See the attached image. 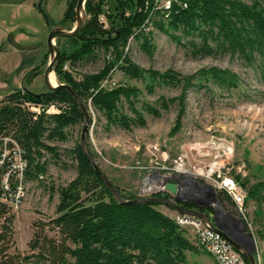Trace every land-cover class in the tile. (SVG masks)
Listing matches in <instances>:
<instances>
[{
    "label": "trees",
    "instance_id": "16d2710c",
    "mask_svg": "<svg viewBox=\"0 0 264 264\" xmlns=\"http://www.w3.org/2000/svg\"><path fill=\"white\" fill-rule=\"evenodd\" d=\"M261 1L248 4L242 0H174L164 10L157 7L155 0H86L84 25L75 36L64 38L71 47L61 48L60 38L56 39L59 49L53 66L56 79L69 85L87 109L91 105L100 113L108 127L125 130L142 127L145 119L141 110L159 117L160 109L166 111L176 104L180 108L177 129L185 92L196 86L195 78L209 77L217 85L230 88L236 87L237 76L217 67L201 68L188 76L170 70L143 69L130 58L129 39L139 41L141 50L151 55L155 46L150 32L145 30L150 23L180 46L183 37L198 38V44L193 40L188 42L194 56L228 51L247 63L257 62L264 79V4ZM76 4L77 0H66L61 19L57 23L51 21L52 27L74 22ZM100 15L104 16L107 26L100 21ZM99 54L103 56L102 68L83 74L80 79L65 68L66 64L72 67ZM46 58L47 54L31 67L24 76L25 82L41 73ZM114 70L130 79L149 78L150 83L145 86L148 93L154 92L159 81L180 86V93L171 98L161 97L156 105L142 102L140 110L136 107L140 94L137 87L118 83L102 85L103 81H110ZM83 120L77 102L64 89L45 88L38 93L24 86L11 89L0 98V153L11 147V141L16 142L25 161L21 184L41 179L39 176L48 173L50 160L60 162L61 153L55 143L66 142L68 129L82 125ZM86 148L94 159L87 143ZM64 153L72 159L76 175L56 190V216L47 223H33L35 229L27 244L32 251L30 255L8 253L13 215L11 208L1 201L4 195L1 179L8 163L0 166V264H188L186 252H198L197 246L186 237V230L161 212L157 203L121 204L95 173L79 140ZM237 178L250 197L264 189V180L248 188L247 179ZM17 183L10 178L11 189ZM111 183L124 199L136 198ZM178 204L189 210L206 209L189 201ZM46 227L57 236L49 237Z\"/></svg>",
    "mask_w": 264,
    "mask_h": 264
},
{
    "label": "rangeland",
    "instance_id": "374dc122",
    "mask_svg": "<svg viewBox=\"0 0 264 264\" xmlns=\"http://www.w3.org/2000/svg\"><path fill=\"white\" fill-rule=\"evenodd\" d=\"M30 1L5 0V4L22 2L25 6L16 9L21 14L16 19L13 16L15 10L11 7H0V96L14 89L23 69L30 66L26 74L45 54L47 58L41 67V73L30 82H25L24 79L22 82L35 93L46 88L43 72L50 58L46 38L52 28L51 21L57 23L61 19L66 0H51L49 4L48 0L45 1L46 3L41 2L42 10L46 14L43 20L37 10H32V7L28 6ZM242 1L250 4L254 0ZM261 3L264 4V0ZM45 4H48L47 7ZM80 14L82 15V10ZM100 21L107 26L103 15H100ZM75 23V21L67 22L61 27L69 30ZM146 31L150 32L151 42L155 46L151 55L141 50L139 41L135 39L128 41L130 58L143 69L159 72L170 70L180 76H188L195 74L201 68L217 67L237 76L236 87L219 86L209 77L195 78L196 86H191L185 92L183 113L178 128L175 129L180 110L176 104H172L166 111L160 109L159 117L141 110L140 104L146 102L156 105V101L161 97L177 96L180 93V86L159 81L155 84L154 92L148 93L145 86L150 83L149 78L144 81L130 79L114 70L111 81L133 85L140 90L139 103L136 107L142 111L145 125L132 126L129 130L108 127L104 117L91 105L88 106L90 120L85 142L89 150L94 153V161L102 173L124 193L137 197L141 175L153 158L148 151L150 145L157 143L161 150L167 151L169 159H172L184 150L187 151L188 145L202 143L209 137H217L233 146V166L240 165L242 173L240 179L248 180V188L264 180V79L257 62L247 63L238 54L228 51L194 56L188 42L193 40L198 44V38L183 37L181 40L183 44L180 46L153 26H149ZM24 32L28 37L25 41L14 38L18 33ZM23 44L38 45L34 47L36 49L34 52L29 49V53L26 54L25 50L19 48ZM59 45L65 49L71 47V43L64 38H60ZM210 45L213 46V43L210 42ZM102 66L103 56L99 54L95 59L78 62L72 67L66 64L65 68L70 69L76 79H80L83 74L94 73ZM126 111L129 113L127 108ZM80 131L81 125L69 128V139L66 142L55 143L61 153L60 162L53 163L50 160L46 175L38 180L26 181L22 185L21 203L18 208L10 212L13 221L9 254L30 255L32 251L27 244L35 229L33 223L35 221L47 223L56 216L55 205L58 201L56 190L76 175L74 163L65 155L64 150L71 148L75 140H79ZM197 160L195 161L190 155V164L194 169L198 166ZM245 191L244 215L230 208L219 195H216L219 202L213 203L214 209L218 211L217 208H220L222 213L231 214L235 219H243L246 232L251 233L255 240L252 256L254 260L264 264V189L257 192V196L254 197H250L246 189ZM157 208L169 217L174 215V211L164 205H159ZM48 228H45V232L49 237L57 236L56 232ZM185 230L186 237L198 248L196 253L186 252L187 263L214 264L211 256L196 244L191 229Z\"/></svg>",
    "mask_w": 264,
    "mask_h": 264
},
{
    "label": "built area",
    "instance_id": "2783aa9c",
    "mask_svg": "<svg viewBox=\"0 0 264 264\" xmlns=\"http://www.w3.org/2000/svg\"><path fill=\"white\" fill-rule=\"evenodd\" d=\"M174 0H155L157 7L167 10ZM185 6V3H182ZM102 19V18H101ZM151 24L145 28L147 30ZM114 86L113 81H103L102 85ZM38 111L37 108L31 107ZM6 140V139H5ZM150 165L145 167L140 179L139 193L137 197L164 196L174 199V193L167 188V183L175 182V189L178 193H186L198 199H207L208 194L204 189L193 186L190 182H202L209 186L215 195L221 196L224 202L236 212L244 215V202L246 191L237 177H241V167H234L232 163L234 150L227 141L209 137L202 143L188 145L187 151L179 153L169 159L167 151L161 150L155 143L148 148ZM190 153V154H189ZM190 155L194 157L197 168L191 167ZM6 164V172L1 179L4 195L1 201L6 203L11 210L18 208L21 203L22 171L25 161L22 159L21 150L16 142L11 141L9 149L4 148L0 153V166ZM42 178V175L39 176ZM10 178L17 180L14 189L10 187ZM206 208V207H205ZM201 212L210 218V222L203 221L191 215L181 214L174 211L172 219L184 229L190 228L196 244L209 254L214 264H249L245 257L233 247L217 230L211 227L214 210L206 208ZM228 213L221 215L225 217ZM240 219V218H239ZM243 222V219H240ZM211 223V224H210ZM255 264H260L255 260Z\"/></svg>",
    "mask_w": 264,
    "mask_h": 264
},
{
    "label": "water",
    "instance_id": "95a60500",
    "mask_svg": "<svg viewBox=\"0 0 264 264\" xmlns=\"http://www.w3.org/2000/svg\"><path fill=\"white\" fill-rule=\"evenodd\" d=\"M86 0H77V4L75 7V25L70 28L69 30H64L61 26H54L51 28V30L47 34L46 38V45L50 52V58L46 65V68L43 72V79L46 85V88L48 90H56V89H64L67 92H69L72 97L77 102L84 120L81 125V131L79 136V144L85 154L87 155L95 173L98 175V177L103 181L105 186L109 189V191L113 194V196L121 203V204H137L141 202H151V203H157L158 205H164L173 211L179 212L181 214L185 215H191L194 217H197L203 221L210 222V218L198 211L195 210H189L181 205L178 204V202L182 201H189L192 202L195 205L203 206L206 208H211L214 210V214L211 217L212 224L211 227L214 230H217L229 243L233 245L235 249H237L247 260L249 264H255V260L252 256V252L255 250V240L252 238L251 233H247L244 224L240 219H235L231 214H227L225 217H222L220 215V212L214 209L213 203L219 202V199L214 194L212 189L207 186L206 184L202 182H195L191 181L190 183L198 188L204 189L207 194V199H198L193 196H189L186 193H178L175 189V182L170 181L167 183V188L174 193V199L168 198L166 195L164 196H149V197H136L134 199L126 200L124 199L120 192L115 188V186L111 183V181L102 173V171L99 169L98 165L94 161L93 157L91 156L90 152L86 148V142H85V134L87 132V126L90 120L89 110L85 107V105L77 98V96L72 92L69 85L61 83L57 80L56 85L51 86L48 82V73L52 71L54 73V63L57 58V55L59 53V49L55 43V40L57 38H70L75 36L82 26L85 23V12H84V3ZM42 0H39L37 3V8L41 12L42 16L46 18V14L42 10L41 7ZM80 10H82V15H80ZM55 74V73H54Z\"/></svg>",
    "mask_w": 264,
    "mask_h": 264
},
{
    "label": "crops",
    "instance_id": "0c3cea01",
    "mask_svg": "<svg viewBox=\"0 0 264 264\" xmlns=\"http://www.w3.org/2000/svg\"><path fill=\"white\" fill-rule=\"evenodd\" d=\"M39 1V0H38ZM38 1L37 2H35V0H31L30 2V4L28 5L29 7H32V10H37V12H38V14H39V16L41 17V19L43 20V16H42V14H41V12L38 10V8H37V3H38ZM45 1H47V0H42V3L44 2V3H46ZM48 2V4L51 2V0H48L47 1ZM48 4H45V6L47 7V5ZM0 7H11L12 8V10H15V13H14V11H13V16H14V19H16L18 16L20 17L21 16V14H19V12L18 11H16V9H21V8H23V7H25L23 4H22V2H20V3H17V4H10V3H6L5 4V0H0ZM46 11V10H45ZM46 13H47V11H46ZM1 17V16H0ZM15 39H18V41H25L28 37H27V34L24 32V33H18L17 34V36L16 37H14ZM38 44H36V45H29V44H23V45H21L19 48L20 49H23V50H25L27 53L26 54H28L29 52V49H31V50H33V52H34V50H36L34 47H36ZM17 53V52H16ZM30 66H26V68H24L23 69V71H22V73H21V76L19 77V81H17V83L15 84V86H14V88H21L22 86H24L25 88H27V89H29L28 88V85H25V83H23L22 82V79H24L23 77H24V75H25V72L28 70V68H29ZM2 96H0V98H1Z\"/></svg>",
    "mask_w": 264,
    "mask_h": 264
},
{
    "label": "bare ground",
    "instance_id": "6f19581e",
    "mask_svg": "<svg viewBox=\"0 0 264 264\" xmlns=\"http://www.w3.org/2000/svg\"><path fill=\"white\" fill-rule=\"evenodd\" d=\"M80 12H81V10H80ZM81 15V14H80ZM55 74L54 73H52V71H50L49 73H48V82H49V84L51 85V86H54V85H56V83H57V80L55 79V76H54ZM215 203H217V202H215ZM219 207V206H218ZM218 209V212H220V208H217ZM224 213H222V212H220V215H223Z\"/></svg>",
    "mask_w": 264,
    "mask_h": 264
}]
</instances>
